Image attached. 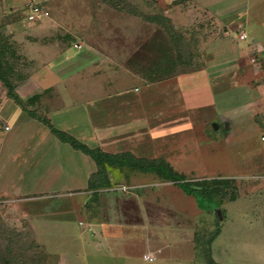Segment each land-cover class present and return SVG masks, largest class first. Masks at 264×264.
<instances>
[{
  "label": "rangeland",
  "instance_id": "obj_1",
  "mask_svg": "<svg viewBox=\"0 0 264 264\" xmlns=\"http://www.w3.org/2000/svg\"><path fill=\"white\" fill-rule=\"evenodd\" d=\"M31 1L44 6V20L26 19L25 0H0L3 74L25 108L47 118L92 92L135 88L146 98L144 120L117 151L167 164L185 181L232 182L218 206L200 207L156 173L110 170L112 187L95 196L68 192L79 183L39 190L12 178L18 194L0 193L1 257L9 264H264V56L239 53L251 40L239 39L240 23L212 15L201 0H124L130 7L121 11L103 0ZM151 15L170 19L180 35L174 49L165 27L145 19ZM218 46L226 56L214 59ZM12 101L0 82V141ZM155 106H170L178 120L162 130L148 124ZM18 149L5 141L0 159Z\"/></svg>",
  "mask_w": 264,
  "mask_h": 264
},
{
  "label": "crops",
  "instance_id": "obj_2",
  "mask_svg": "<svg viewBox=\"0 0 264 264\" xmlns=\"http://www.w3.org/2000/svg\"><path fill=\"white\" fill-rule=\"evenodd\" d=\"M27 1L30 2L31 0H25L28 4ZM201 1L211 6L212 15L220 19L228 18L226 20L228 23H240L241 33L246 35V39H251L245 47L241 46L240 54L250 50L264 56V0ZM224 1H230V4L223 5ZM249 2L251 7L255 8L251 13V23L248 17L250 15L248 11ZM36 4L43 9L44 6L37 2ZM28 14L29 8L26 10V16ZM44 17L46 16L36 21L44 20ZM228 41L229 39L227 44H229ZM218 47V52L212 56L214 59L226 56L224 50L220 46ZM233 49L236 53L238 52V47ZM215 62V60L210 61L211 64ZM221 62L216 63L220 64ZM195 75L192 73L186 76L193 77ZM148 84L150 83L147 82L145 86H149ZM135 91L137 89L128 88L92 92L89 96L90 99L84 100V102L79 101L75 106H64L60 110L48 112L46 119L53 127L73 136L90 148H100L102 151L111 154L119 153L121 151H117V148L130 135L129 130L132 129V125L135 126L133 129L136 131L138 124L140 126L144 120V117L141 118V114L143 116L145 108L143 109L142 106H145L143 104L146 102V98L144 99V95L141 96V94L136 97ZM14 95L17 97L15 93ZM12 105L14 106L12 107ZM150 108L154 109L153 113L156 116L154 115V119H148L147 123L155 124V128L160 127L161 130L170 128L171 122L173 125L178 120L170 112L173 110L170 106ZM166 109L169 110L167 111L169 114L166 113ZM3 115L2 120L6 126L5 131L2 132L0 148L5 141L15 140L16 148L19 149L12 154L4 155L0 159V193H8L14 196L18 194V191L15 192L18 185L16 187L11 186L10 180L12 178H16L15 184H20L23 181L27 186L39 190L60 186L66 188L69 186L68 184L74 186L75 183H79V185L71 187L68 192L86 189L89 177L96 171V165L90 157L59 141L46 126L28 116L15 103L6 104ZM163 120L167 122L165 123ZM19 132H24L21 137ZM63 145H68L73 152L66 150ZM76 152L80 154H76ZM110 170L113 169H107L108 176Z\"/></svg>",
  "mask_w": 264,
  "mask_h": 264
},
{
  "label": "trees",
  "instance_id": "obj_3",
  "mask_svg": "<svg viewBox=\"0 0 264 264\" xmlns=\"http://www.w3.org/2000/svg\"><path fill=\"white\" fill-rule=\"evenodd\" d=\"M103 1L119 11L123 10L125 7H130L128 3L123 4L124 0ZM145 19L148 22L160 24L165 27L164 32L166 34L168 32L169 36H171L174 49V43L177 41V37L180 39V35L174 30L170 19L163 15L145 16ZM174 37H176V39ZM3 63L4 62L0 58V82L6 90L7 97L12 99L28 116L46 126L59 141L68 144L73 150L80 151L84 155L90 157L96 165V171L89 177L86 187V191L91 192V196L97 195L100 189H109L112 187V182L108 176V168L116 169L120 172L138 171L156 173L161 179L175 183L186 195L193 196L200 207L204 206V202H215L216 206H218L223 197H225V192L228 187H231L232 181L228 179H210L189 182L185 181L186 179L182 174L175 172L169 165L162 162H144L128 152L111 154L102 151L100 148L88 147L73 136L53 127L48 119L39 116L35 110L25 108L19 98L14 95V88L11 80L6 78L3 74ZM174 65L176 66L177 64L174 62L173 66ZM148 82H152V80H148ZM219 233L220 228L218 227L209 242L217 237ZM0 261L2 264H9V262L1 257V252Z\"/></svg>",
  "mask_w": 264,
  "mask_h": 264
},
{
  "label": "built area",
  "instance_id": "obj_4",
  "mask_svg": "<svg viewBox=\"0 0 264 264\" xmlns=\"http://www.w3.org/2000/svg\"><path fill=\"white\" fill-rule=\"evenodd\" d=\"M27 5L29 7V14L27 16V20L30 21V22L39 20L43 16H47L48 15V13L46 11H44L41 6H39L38 4H36V3L32 2V1L28 2ZM245 38H246V35L244 33H242L239 36L240 40H244ZM143 259H144V261H148V262H152L153 261V258H151L150 256H144Z\"/></svg>",
  "mask_w": 264,
  "mask_h": 264
},
{
  "label": "water",
  "instance_id": "obj_5",
  "mask_svg": "<svg viewBox=\"0 0 264 264\" xmlns=\"http://www.w3.org/2000/svg\"><path fill=\"white\" fill-rule=\"evenodd\" d=\"M213 127H214V130H216L218 126L216 124H213Z\"/></svg>",
  "mask_w": 264,
  "mask_h": 264
}]
</instances>
